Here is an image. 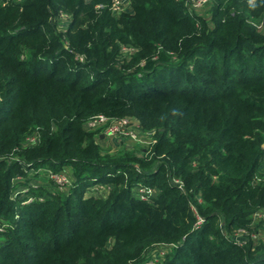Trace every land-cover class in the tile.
<instances>
[{"label":"trees","instance_id":"obj_1","mask_svg":"<svg viewBox=\"0 0 264 264\" xmlns=\"http://www.w3.org/2000/svg\"><path fill=\"white\" fill-rule=\"evenodd\" d=\"M113 4L0 0V264H146L159 247L155 264H264V236L236 238L264 210V0H210L208 17ZM98 115L155 142L104 148ZM47 170L68 190L36 186Z\"/></svg>","mask_w":264,"mask_h":264},{"label":"built area","instance_id":"obj_2","mask_svg":"<svg viewBox=\"0 0 264 264\" xmlns=\"http://www.w3.org/2000/svg\"><path fill=\"white\" fill-rule=\"evenodd\" d=\"M6 1H13V0H6ZM193 4L191 7L194 9L197 6H200L201 8H206L208 7L207 5L209 4L210 0H192ZM113 10L116 13H121L125 10H130V0H114L113 4ZM87 128L89 130H98L100 128L103 129L104 135L110 136V137H121L123 139H129V140H134L138 141L137 134L138 132H143L141 129L140 123L132 118H121V119H115V118H109L104 115H98L93 118H91L87 122ZM150 135V134H148ZM151 136V135H150ZM30 142H36L38 139L33 136L30 137L29 139ZM140 141V140H139ZM155 141L150 139V143H154ZM148 143V145L150 144ZM47 176H50V174H53L52 171L47 170V171H42ZM59 176L61 174H58ZM51 177V176H50ZM60 178V177H58ZM258 181H260V178H257ZM70 179L67 176V178L63 179V182H56L60 187L61 186H66L70 185ZM175 183L179 184L178 180L174 181ZM140 193V197L143 200H148L150 197H153L155 194V191L152 189H147V188H142L138 190ZM26 191H19L17 194L22 193L24 194ZM32 198L27 199V202H31ZM254 219H259L258 222L263 221L264 222V210L258 212L255 216ZM203 223V219L199 218L196 226H200ZM259 235V233H258ZM255 238V237H253ZM239 243L240 241L237 240ZM241 244V243H240Z\"/></svg>","mask_w":264,"mask_h":264},{"label":"rangeland","instance_id":"obj_3","mask_svg":"<svg viewBox=\"0 0 264 264\" xmlns=\"http://www.w3.org/2000/svg\"><path fill=\"white\" fill-rule=\"evenodd\" d=\"M194 9L196 10L195 11L196 14L201 15V16H204V17H208V15L210 13V7L209 6L206 7V8H203V7L201 8L200 6H197ZM64 25H65L64 20H62L60 22L59 30L62 31L63 29H65L64 28ZM137 135H138L137 136L138 141H134V140L132 141V140H129V139H126L125 140V139H123L121 137H117V136L110 137V136H107V135H104L103 134L101 145L104 148H112V149H113V147H114V145L116 143H118L117 144L118 147H119V145L122 144L123 146L125 145L129 149H134V148H139V147H140V149L146 148V146L148 145V143H150L151 136L148 135L147 133H144V132H138ZM113 138H116L119 142L116 141L115 144H114L113 143ZM113 150H115V149H113ZM263 170H264V168H263ZM32 173L33 174H31L30 176L37 174V173H34V172H32ZM52 173L53 174H50V176H51L50 177V176L45 175L41 171L39 173L40 174L39 176H37V177L34 176V178H33V181L34 182L33 183H35L36 186L37 185L40 186V184L41 185L48 186V190L49 191H53V192H57L59 190L63 191L64 189L65 190L66 189L68 190V186H70L69 184L66 185V186H61L60 187L59 186L60 184L58 183L59 184L58 185L56 182H58V181L59 182H61V181L63 182V179L67 178V175H68L69 171L68 170H65V171L61 172V175L60 176L58 174L54 173L53 171H52ZM58 177H60V178H58ZM24 182H27V181H24ZM71 182L72 181H70V183ZM19 191H27V190H26L25 187L22 186V187H20ZM91 193H93V192H91L89 190L88 193H87V196L91 195ZM21 195H23V194L21 193ZM255 221L256 222L253 224V227H252V230L251 231H241L236 236V238H238V240L240 241L241 244H243V245L246 244L247 245V243H248L247 242V238H249V237H252V238L255 237L253 239H254V241L257 242V241H259L258 239H260L261 237L264 236V228H259L258 230H256V223H259L258 222L259 219H256ZM2 223H4V222H1L0 221V224H2ZM258 233H259V235H258ZM166 250H167L166 248L159 247L157 249V251H155L156 253L152 251V254H151V256H149V260H148V262L146 264H155L159 259H161L163 257V254L165 253ZM154 255H155V257H154Z\"/></svg>","mask_w":264,"mask_h":264},{"label":"crops","instance_id":"obj_4","mask_svg":"<svg viewBox=\"0 0 264 264\" xmlns=\"http://www.w3.org/2000/svg\"><path fill=\"white\" fill-rule=\"evenodd\" d=\"M116 141H118L116 138H113V143L115 144V142ZM119 142V141H118ZM118 143H116L115 145H114V147H113V149H117V148H120V147H122L123 145L121 144V145H119V147H118V145H117ZM124 147H126L125 145H124Z\"/></svg>","mask_w":264,"mask_h":264}]
</instances>
